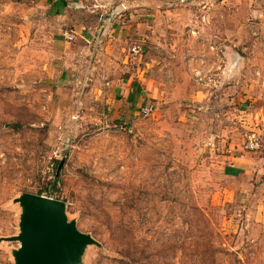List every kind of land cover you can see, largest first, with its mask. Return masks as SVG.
Returning a JSON list of instances; mask_svg holds the SVG:
<instances>
[{
  "label": "rangeland",
  "instance_id": "obj_1",
  "mask_svg": "<svg viewBox=\"0 0 264 264\" xmlns=\"http://www.w3.org/2000/svg\"><path fill=\"white\" fill-rule=\"evenodd\" d=\"M69 2L99 29L122 6L128 29L90 62L93 43L88 85L58 63L64 18L0 0V238L18 235L12 201L30 193L101 244L83 264H264V0ZM132 74L142 104L109 110L107 83ZM248 132L259 151L243 149ZM18 248L0 243V264Z\"/></svg>",
  "mask_w": 264,
  "mask_h": 264
},
{
  "label": "water",
  "instance_id": "obj_2",
  "mask_svg": "<svg viewBox=\"0 0 264 264\" xmlns=\"http://www.w3.org/2000/svg\"><path fill=\"white\" fill-rule=\"evenodd\" d=\"M116 9V13L119 14L122 6ZM116 13H111L100 27L90 62L104 30L115 19ZM238 61L239 58L236 59V63ZM234 68L236 67L231 65L229 72ZM12 203L18 205L21 211L18 235L0 238V243L19 244V248L11 252L14 264H83L89 247L101 249L99 242L91 235L79 231L76 222L68 219L64 202L46 196L23 193Z\"/></svg>",
  "mask_w": 264,
  "mask_h": 264
},
{
  "label": "crops",
  "instance_id": "obj_3",
  "mask_svg": "<svg viewBox=\"0 0 264 264\" xmlns=\"http://www.w3.org/2000/svg\"><path fill=\"white\" fill-rule=\"evenodd\" d=\"M40 1L45 4L48 3L46 5L47 11L50 16L57 19V21H60L63 18L65 20L62 26H59L61 29L62 27H64L65 30L63 32H60L61 30L59 28V30L57 29L56 31V33H62V37H54L55 39L53 41L56 49H64V53L60 52L57 54V57L60 60L58 62L60 63L59 65H62L64 72H66L70 76H72V74L79 75L83 71L85 75L84 82L86 83V85H88L89 78H87L88 67L86 66V61L87 54L91 51V47L99 31L97 20L95 19L97 23L96 25L95 23H93V19H91L90 26L80 20L81 16L79 15V13H73V18L68 17V13L72 8L69 0ZM120 18L121 17H118L119 20ZM125 26L126 24H124V22L119 23L118 20H113V23L109 25L103 32V35L101 37L102 45L100 46L99 50L101 51V48H105V46L109 45L112 42L117 43L118 41L126 40L128 36V29ZM66 33H73L74 38L71 42L65 40L63 35ZM127 79L120 78L117 81L109 80V82L107 83L108 88L106 89V93L109 97V110H114L115 112L119 111L124 114H131L135 108L142 104L144 91L140 83L141 78L135 75L133 76L132 74V77H130L128 80ZM103 91L104 90H97L96 93L101 94ZM233 162L235 163L233 167L236 170L240 169L243 170V173L245 174L249 173L250 162L247 161V157L238 156L233 159Z\"/></svg>",
  "mask_w": 264,
  "mask_h": 264
},
{
  "label": "built area",
  "instance_id": "obj_4",
  "mask_svg": "<svg viewBox=\"0 0 264 264\" xmlns=\"http://www.w3.org/2000/svg\"><path fill=\"white\" fill-rule=\"evenodd\" d=\"M193 33V32H192ZM194 34V33H193ZM65 40L71 42L74 38L73 33H66L63 35ZM213 50V48H212ZM133 56L142 57L143 47L141 45H133L129 51ZM151 112V108L148 106H142L140 113L143 117H148ZM263 138L255 132H248L244 138L243 149L248 152H257L262 148Z\"/></svg>",
  "mask_w": 264,
  "mask_h": 264
}]
</instances>
